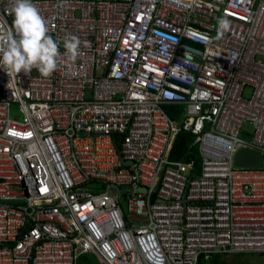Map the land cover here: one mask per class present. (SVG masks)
<instances>
[{
	"label": "built area",
	"instance_id": "1",
	"mask_svg": "<svg viewBox=\"0 0 264 264\" xmlns=\"http://www.w3.org/2000/svg\"><path fill=\"white\" fill-rule=\"evenodd\" d=\"M33 3L61 58L48 77L0 68V264H264V167L234 162L264 156V0ZM182 130L200 174L170 158Z\"/></svg>",
	"mask_w": 264,
	"mask_h": 264
},
{
	"label": "clouds",
	"instance_id": "2",
	"mask_svg": "<svg viewBox=\"0 0 264 264\" xmlns=\"http://www.w3.org/2000/svg\"><path fill=\"white\" fill-rule=\"evenodd\" d=\"M14 32L7 37V46L0 55V68L12 78L24 72L30 74L35 68L41 75L51 76L59 65L61 53L58 43L49 34L47 23L33 0H13ZM227 29L229 22L220 20ZM80 41L77 37L66 38V54L75 60L79 55Z\"/></svg>",
	"mask_w": 264,
	"mask_h": 264
},
{
	"label": "trees",
	"instance_id": "3",
	"mask_svg": "<svg viewBox=\"0 0 264 264\" xmlns=\"http://www.w3.org/2000/svg\"><path fill=\"white\" fill-rule=\"evenodd\" d=\"M168 111L171 113L173 119H179L180 108L176 106L168 107ZM195 137L189 131L182 130L175 139L170 153V158L174 161H183L193 167L194 173L200 174L201 172V158L199 149L194 145ZM221 256H217L213 262L205 263L202 261L200 264H227L222 261ZM96 260V259H95ZM98 261V260H96ZM79 264H90L88 256H82L79 260ZM102 264V263H99Z\"/></svg>",
	"mask_w": 264,
	"mask_h": 264
},
{
	"label": "water",
	"instance_id": "4",
	"mask_svg": "<svg viewBox=\"0 0 264 264\" xmlns=\"http://www.w3.org/2000/svg\"><path fill=\"white\" fill-rule=\"evenodd\" d=\"M235 166L237 167H255L261 168L264 167V156L260 153H255L247 150L239 151L235 156ZM139 192L147 193L145 187L139 188ZM155 196L153 197L154 200Z\"/></svg>",
	"mask_w": 264,
	"mask_h": 264
},
{
	"label": "rangeland",
	"instance_id": "5",
	"mask_svg": "<svg viewBox=\"0 0 264 264\" xmlns=\"http://www.w3.org/2000/svg\"><path fill=\"white\" fill-rule=\"evenodd\" d=\"M16 112L20 113L19 108L16 109ZM95 259L98 261H96ZM88 261L90 264L102 263L98 258L92 255L88 256ZM222 261L226 262L227 264H263L262 258L256 255L231 256V257H226L222 259Z\"/></svg>",
	"mask_w": 264,
	"mask_h": 264
}]
</instances>
